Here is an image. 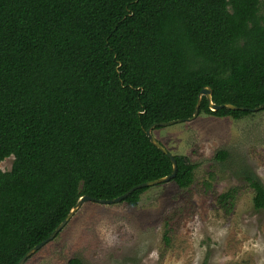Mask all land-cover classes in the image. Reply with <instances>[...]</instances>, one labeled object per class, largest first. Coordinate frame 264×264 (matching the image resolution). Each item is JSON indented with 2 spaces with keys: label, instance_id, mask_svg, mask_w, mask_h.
<instances>
[{
  "label": "trees",
  "instance_id": "trees-1",
  "mask_svg": "<svg viewBox=\"0 0 264 264\" xmlns=\"http://www.w3.org/2000/svg\"><path fill=\"white\" fill-rule=\"evenodd\" d=\"M204 87L243 109L210 110ZM263 103L264 0H0V162L13 158L0 169V264H17L81 196L114 199L170 175L152 124L185 121L197 104L240 120ZM173 157L171 182L188 188L196 165ZM244 179L264 211V186ZM234 199L232 188L217 202Z\"/></svg>",
  "mask_w": 264,
  "mask_h": 264
},
{
  "label": "rangeland",
  "instance_id": "rangeland-1",
  "mask_svg": "<svg viewBox=\"0 0 264 264\" xmlns=\"http://www.w3.org/2000/svg\"><path fill=\"white\" fill-rule=\"evenodd\" d=\"M172 155L196 165L188 188L149 187L135 206L84 203L24 264H264V211L253 207L245 173L264 186V110L240 120L197 114L152 130ZM225 150L223 161L216 152ZM12 156L0 162L8 171ZM235 190L228 210L219 194Z\"/></svg>",
  "mask_w": 264,
  "mask_h": 264
},
{
  "label": "water",
  "instance_id": "water-1",
  "mask_svg": "<svg viewBox=\"0 0 264 264\" xmlns=\"http://www.w3.org/2000/svg\"><path fill=\"white\" fill-rule=\"evenodd\" d=\"M201 96H205L206 100L208 102V107L210 110L215 111L221 108H226V109H230V110H236V109H243V108H238L236 106H233L231 104H222V105H215L214 103H212L211 101V90L208 87H204L201 89L200 93H199V97ZM198 106L199 104H197L193 115L186 119L185 121H189L193 118L196 117V115L198 114ZM264 109V103L261 104L260 106L254 108L252 111L256 112L259 110ZM183 120H173V121H169V122H160V123H154L152 124L146 131H145V135L147 136V138L149 139V141L157 148L159 149L163 154H165L171 161L172 163V173L168 176L162 177V178H158L156 180H152L149 182H145V183H141L139 185H136L134 187H132L130 190H128L126 193H124L123 195L116 197L114 199H109V200H94L88 196H81L77 203L74 205V207L69 211V213L66 215V217L62 220V222L52 231V233L41 243H39L38 245L34 246L32 249H30L29 251H27L24 256L18 261L17 264H24L35 252H37L40 248H42L46 243H48L49 241H51L52 239H54L58 233H60V231L67 225V223L69 222V220L72 218V216L76 213V211L86 202H97L100 204H114V203H119L122 202L123 199L130 194L132 191L140 189V188H149L158 184H162V183H166V182H170L174 176H175V171H176V163H175V159L173 157V155L171 153H169L153 136H152V130L155 129L156 127H165V126H169L172 124H176L179 122H182Z\"/></svg>",
  "mask_w": 264,
  "mask_h": 264
}]
</instances>
